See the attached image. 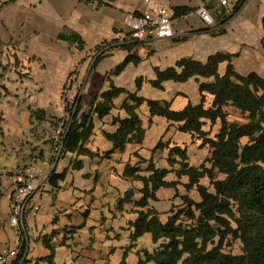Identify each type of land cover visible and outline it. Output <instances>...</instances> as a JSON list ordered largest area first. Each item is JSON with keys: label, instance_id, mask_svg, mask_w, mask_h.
I'll list each match as a JSON object with an SVG mask.
<instances>
[{"label": "crops", "instance_id": "obj_1", "mask_svg": "<svg viewBox=\"0 0 264 264\" xmlns=\"http://www.w3.org/2000/svg\"><path fill=\"white\" fill-rule=\"evenodd\" d=\"M144 1L117 0L110 6L98 8L97 4H87L83 0H0V58L6 59L5 67L6 63H12L13 56L26 62L33 79L27 82L9 77L11 73L16 75V70L19 72L10 66L7 68L10 73L5 75L2 85L11 95L2 94L0 87V187L3 190L0 195V247L15 248L22 243L17 230L9 222L17 172L37 164L48 172L56 169L57 173H62L78 160L82 162V168L69 169L59 189L46 183L34 198V210L26 217L23 241L29 251V259L38 264H48L47 259L52 252L45 241L55 250L49 264H122L123 261L125 264H139L144 260L145 252L153 253L157 249L151 234L132 240V225L138 219L135 202L141 198L143 184L125 177L126 167L138 165L137 154L154 161L158 168L170 169L167 162L169 150L152 153L157 144L164 141L172 143L171 147L187 149L190 166L198 168L210 155L209 147H203L202 141L196 137L178 131V124L164 117L152 116L146 103L138 110L146 130L144 142L129 144L123 152L117 151L109 158L102 157L114 150V144L106 139L104 133H115L118 126L114 125V119L127 117L121 110L126 99V95H122L115 100L116 108L110 115L103 119L95 117L94 135L85 147L98 157L67 154L59 159L55 149L63 133V123L59 120L67 116L63 91L70 75L78 69L82 71V63L104 44L128 41L132 31L126 21L144 10ZM152 1L172 10L187 8L191 12L176 18L173 39L133 43L137 45L134 52L142 62L130 64L120 75L112 76L116 87L148 100L169 102L175 111H181L189 104L200 105L204 96L208 109L212 107L214 97L202 94L200 83H212V78H200V83L196 79L186 83L167 81L163 83V89H158L151 83L156 80L155 70L173 68L182 59L206 63L210 57L222 53L238 55L233 64L240 74L256 72L264 76V71L243 60L250 51L242 47L246 43L241 29L248 24L235 23L241 12L235 13V8L246 0H226L227 5H223L222 0ZM204 5L215 20L212 27L197 14ZM249 7L250 4L246 5L244 11ZM231 12L232 15L227 16ZM229 17L230 20L223 23ZM222 29L224 34H220ZM235 29H239L238 34ZM66 31L82 38L85 43L83 50L77 43L58 39ZM128 56L129 52L121 48L111 50L97 64L96 74L109 76ZM227 65L220 64L221 75L226 73ZM90 71L82 87L83 94L88 96L96 89L99 94L110 88L108 81L102 83L90 78ZM139 79H143L140 90L137 85ZM31 110H43L46 116L41 121L32 119ZM227 111L239 116L236 120L229 116L231 122H243L239 113L232 109ZM219 129L220 123L212 126L210 121H206L203 128L210 133V138H214ZM166 180L178 181L176 173H170ZM179 181L183 185L188 183L186 177ZM202 184L207 185V179ZM128 189L133 190L132 199L124 197ZM187 195L200 202L196 190L187 192L179 185L177 189H160L158 201H151L150 207L157 210L160 220L166 223L172 211L182 205L178 200ZM123 199L129 202L121 203Z\"/></svg>", "mask_w": 264, "mask_h": 264}, {"label": "trees", "instance_id": "obj_2", "mask_svg": "<svg viewBox=\"0 0 264 264\" xmlns=\"http://www.w3.org/2000/svg\"><path fill=\"white\" fill-rule=\"evenodd\" d=\"M87 4H97L98 8L110 6L117 0H83ZM245 1H241L235 8L237 13ZM176 18L188 14L190 9L174 10ZM227 18L223 23L230 20ZM264 32V18L262 20ZM221 30L220 34H224ZM58 39L77 43L81 50L85 43L82 38L70 31L61 34ZM113 45L111 50L121 48L129 52V56L118 66L112 74L100 77L96 74L97 64L107 55L97 57L90 71V78L94 77L102 83L109 82L110 88L98 94L94 93L92 102L85 100V94H76L72 100V107L65 101L66 115L63 123V133L55 149H60L59 159L67 154L78 157H98L85 147L94 135L95 117L103 119L116 108L115 100L122 95L126 99L121 107L127 117L114 119L118 126L115 133H104L106 139L114 144V150L102 157L109 158L114 153L123 152L129 144H142L146 130L138 114L142 105L148 104L152 116L166 118L169 122L178 124V131L196 137L202 141L203 147H209L210 155L198 168L190 166L188 150L172 146L170 142L160 141L152 153L159 150H169L167 162L170 169H161L154 161L139 158L136 166L128 165L125 177L143 184L141 198L135 202L138 208V219L133 223L132 240L136 241L146 234H151L158 245L153 253L145 252L144 260L139 264H264V76L256 72L242 75L236 71L233 64L238 55L216 54L201 63L193 59H182L175 67L167 70L156 69V80L152 81L155 88L163 89V83L174 81L186 83L200 78L213 79L212 83H200V92L214 97L211 108L205 107V97L202 103L194 106L189 104L181 111L172 109L166 101H153L126 89L116 87L112 76L120 75L128 65H138L142 60L134 52L136 44L106 43ZM264 50V36L261 39ZM99 47L96 52L100 51ZM110 50V51H111ZM227 63L226 73H219V66ZM4 71L6 67L0 65ZM70 75L64 91L69 87ZM143 79L137 81L140 90ZM69 88L70 90L73 89ZM89 96V95H88ZM64 98V96H63ZM228 109H232L242 116L243 122H231ZM32 119L43 120L45 111L31 110ZM206 121L212 126L220 123L219 132L214 138L203 130ZM146 165L145 168L141 165ZM81 161H74L71 167L62 173L54 169L49 175L48 183L55 189L65 181L69 169L80 170ZM176 173L178 181L168 182L170 173ZM16 176V175H15ZM183 177L188 183L183 185L179 180ZM207 179L209 185H203ZM182 185L187 192L196 190L200 202L191 197L182 196V205L172 211L166 223L160 220L157 210L150 207L151 201H158L157 192L162 189H177ZM123 199L121 203H128ZM229 240L239 241L242 252L239 255L227 253L224 250ZM52 254L48 257V264L52 262L55 250L48 241L44 242ZM125 264V261L122 262Z\"/></svg>", "mask_w": 264, "mask_h": 264}, {"label": "built area", "instance_id": "obj_3", "mask_svg": "<svg viewBox=\"0 0 264 264\" xmlns=\"http://www.w3.org/2000/svg\"><path fill=\"white\" fill-rule=\"evenodd\" d=\"M222 4L227 5V1L222 0ZM197 14L209 27L215 25V20L205 5L197 10ZM175 21V12L170 7L156 1L145 0L144 10L138 15L128 17L126 23L132 33L129 40L122 44H133L151 39L171 40L175 37ZM112 47L113 45L104 44L96 53V57L110 52ZM52 171L48 172L42 166L31 164L17 172L11 195L9 222L17 230L22 243L15 248L0 247V264H38L29 259V251L23 243L26 236L25 221L27 215L34 210L35 196L44 189ZM2 191L0 187V195Z\"/></svg>", "mask_w": 264, "mask_h": 264}, {"label": "rangeland", "instance_id": "obj_4", "mask_svg": "<svg viewBox=\"0 0 264 264\" xmlns=\"http://www.w3.org/2000/svg\"><path fill=\"white\" fill-rule=\"evenodd\" d=\"M250 7L248 8V11H244V8L246 5H249ZM264 7V0H246L243 6L240 9L239 15L236 16L235 18V23L237 25H242L241 23L248 24V26H245L241 31L243 32V37H244V44L242 47L248 51H250V54L247 55L245 54L243 56V60L249 61L251 64L254 65V67L257 70L264 71V51L260 46V41L263 37V29H262V19L264 17V12H262V8ZM244 11V12H243ZM232 15V12L228 14L227 16ZM235 33H239V29H235ZM97 53V52H96ZM96 53L92 52L87 59L82 63L84 66V69L80 71V69L76 70L70 80L69 87L66 91H63V101L64 105H66L65 101L70 102L69 103V108L71 109L72 107V100L76 96V94H83L82 87L84 86L85 80L87 76L89 75V70L91 69L93 63L97 59ZM109 53V52H108ZM31 60V59H30ZM12 63H6V68H9L10 66L16 67L19 69V72L16 70V75L14 74H9V77H16L19 78L20 80H26L27 82L32 81V75L29 74V68H27L26 62L20 60L17 57L12 58ZM6 62L5 58H0V65H3V63ZM5 67V65H3ZM10 73V70H6L3 72H0V87L2 88V94L11 95L9 91L5 88V86L2 85L4 82L3 79L5 78V75ZM99 82V81H97ZM74 83L73 89L71 88ZM94 93H91L89 96L86 97L87 100L86 103L92 102L94 98ZM232 119L236 120L239 119L238 114L235 113H230L229 115ZM69 116H65L67 119ZM58 150L60 148L58 147ZM56 152V154H57ZM208 181V180H207ZM209 185V182H208ZM179 198V197H178ZM179 204H182V199L178 200ZM225 252L231 253L234 255H239L242 252V244L239 241H233L229 240L226 243V246L224 247Z\"/></svg>", "mask_w": 264, "mask_h": 264}, {"label": "water", "instance_id": "obj_5", "mask_svg": "<svg viewBox=\"0 0 264 264\" xmlns=\"http://www.w3.org/2000/svg\"><path fill=\"white\" fill-rule=\"evenodd\" d=\"M86 84V83H85ZM85 86V85H84ZM126 199H132L134 197V194H133V190L132 189H128L125 193V196H124Z\"/></svg>", "mask_w": 264, "mask_h": 264}]
</instances>
